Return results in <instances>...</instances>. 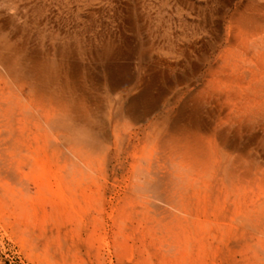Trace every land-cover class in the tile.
Instances as JSON below:
<instances>
[{
  "label": "bare ground",
  "instance_id": "obj_1",
  "mask_svg": "<svg viewBox=\"0 0 264 264\" xmlns=\"http://www.w3.org/2000/svg\"><path fill=\"white\" fill-rule=\"evenodd\" d=\"M26 1L0 10V229L38 264H264V0L184 87L179 40L85 58L112 0Z\"/></svg>",
  "mask_w": 264,
  "mask_h": 264
},
{
  "label": "rangeland",
  "instance_id": "obj_2",
  "mask_svg": "<svg viewBox=\"0 0 264 264\" xmlns=\"http://www.w3.org/2000/svg\"><path fill=\"white\" fill-rule=\"evenodd\" d=\"M10 1L0 0V10L5 9L4 7H7V3ZM14 1L19 5L27 3L26 0ZM122 1L112 0L110 4L104 2L98 6L82 7L80 14L82 20L79 28L82 29L84 35L82 41L84 50H91L93 56L95 55L94 58L98 61V56L103 54L107 42L119 43L118 37L122 36L129 43L132 42L133 46L137 43L135 58H140L143 63L147 62L149 58L157 57L158 45L162 46L166 45L168 41L174 43L179 40L177 42L180 44L179 46L186 47L183 48L184 51L186 50V54L183 53L181 58L182 65L178 67L181 87H184L188 82L199 85L205 81L224 46L221 34L215 33L216 29L227 24L230 18L247 2L246 0ZM184 1L187 2L184 3ZM177 2L181 3L179 5L183 9L180 15L176 9ZM29 8L32 9V6ZM202 24L204 27L205 24L208 26L207 35L199 39L196 37L193 40L192 35L202 27ZM92 26L94 28H91ZM91 35L94 36L91 37ZM189 47H192V52H189ZM89 57L88 51L85 58ZM21 248L23 247L14 238L6 235L0 229V264H38V258L30 250Z\"/></svg>",
  "mask_w": 264,
  "mask_h": 264
}]
</instances>
